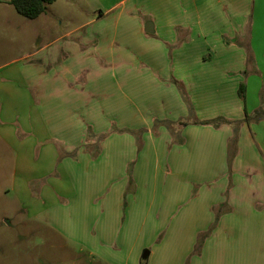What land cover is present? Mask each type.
<instances>
[{"label": "crops", "instance_id": "obj_1", "mask_svg": "<svg viewBox=\"0 0 264 264\" xmlns=\"http://www.w3.org/2000/svg\"><path fill=\"white\" fill-rule=\"evenodd\" d=\"M96 2L82 31L0 76L15 190L37 219L109 264H264V119L245 121L264 109V55L246 36L264 2ZM248 72L249 107L239 96ZM190 109L199 119H186ZM217 116L241 121L235 149L233 126L200 124ZM166 230L185 246L165 252Z\"/></svg>", "mask_w": 264, "mask_h": 264}, {"label": "rangeland", "instance_id": "obj_2", "mask_svg": "<svg viewBox=\"0 0 264 264\" xmlns=\"http://www.w3.org/2000/svg\"><path fill=\"white\" fill-rule=\"evenodd\" d=\"M10 1L0 0V76L8 79H11L10 71L17 67L14 60L34 54L48 41L52 42L64 35H73L76 31H82L83 29L79 26L95 16L87 12V9L97 4L96 0H57L47 5L46 11L41 16L29 19L20 15ZM263 2L264 0H258V10L262 8L261 3ZM82 7L85 11H82ZM252 13L251 8L252 20L249 22L251 28L249 26L246 30V36L249 41L254 36L253 47L261 56L262 53L264 55V26L261 25L263 20L259 19V16L264 12L257 11L256 24L258 26L254 30H252L254 21ZM244 17L246 20L247 16L244 15ZM244 38L246 40L245 36ZM228 49L227 51H238L236 47ZM261 63L264 64V61ZM247 78L253 80L250 72L244 75L243 81L246 82ZM257 81L264 97V77ZM178 83L174 82L175 85ZM253 88L254 85L250 87V92L245 96L248 107L251 106L252 100L257 98L254 97ZM245 100L242 99L244 105ZM159 105L162 106L161 103ZM189 105L194 107L192 102ZM190 110L186 119H199L195 109ZM2 113L0 111L1 120L5 119V114L2 115ZM158 123L160 122H156L155 125ZM15 126L19 128L17 123ZM14 160L15 153L12 147L0 138V264H109L100 257L91 256L88 251L82 250L78 241L49 225L46 220L37 219L34 216L26 199L21 198L15 190ZM78 222L75 224V229L80 237L84 227L80 226V221ZM154 224V219L149 215L145 223L146 229L150 230ZM137 227V225L132 226L134 230H137ZM129 229H131L130 226ZM186 237V235L170 237L167 230L160 232L157 236L159 240L165 241V252L175 251L176 247H184ZM148 238L154 239L149 235ZM168 243L173 247L170 248ZM120 261L124 264V259L121 258ZM141 262L149 264L148 259L144 262L142 258Z\"/></svg>", "mask_w": 264, "mask_h": 264}, {"label": "trees", "instance_id": "obj_3", "mask_svg": "<svg viewBox=\"0 0 264 264\" xmlns=\"http://www.w3.org/2000/svg\"><path fill=\"white\" fill-rule=\"evenodd\" d=\"M56 1L57 0H11L10 3L15 7V9L20 15L26 18H29V19H36L46 11L47 5L53 4ZM246 90H247L246 84L245 82H242L239 88V96L243 100H245ZM245 105H246V100H245ZM263 119H264V109L263 108L256 111L255 114L253 115H249V113H247V110H246V120H245L246 122L248 123H251L252 121L259 122ZM240 123L241 121H231L224 117H218V118L203 121L200 124L211 125L216 128H219L222 125L233 126L234 138L231 142V147L235 149L237 141H238V131H239ZM181 125L186 126L188 125V123L183 122ZM206 236H208V233L200 235L192 256L198 255L201 253L203 243H204Z\"/></svg>", "mask_w": 264, "mask_h": 264}, {"label": "water", "instance_id": "obj_4", "mask_svg": "<svg viewBox=\"0 0 264 264\" xmlns=\"http://www.w3.org/2000/svg\"><path fill=\"white\" fill-rule=\"evenodd\" d=\"M151 27H152L151 25H148V26L146 27V31H147L148 33H153V29H152ZM148 253H149V251H146V253H145L144 256H147Z\"/></svg>", "mask_w": 264, "mask_h": 264}]
</instances>
